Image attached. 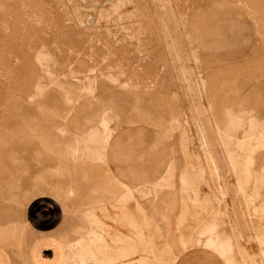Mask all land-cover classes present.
<instances>
[{"label":"rangeland","instance_id":"374dc122","mask_svg":"<svg viewBox=\"0 0 264 264\" xmlns=\"http://www.w3.org/2000/svg\"><path fill=\"white\" fill-rule=\"evenodd\" d=\"M78 181L106 185L67 264H264V0H0V207ZM104 199L132 233L105 235Z\"/></svg>","mask_w":264,"mask_h":264},{"label":"crops","instance_id":"0c3cea01","mask_svg":"<svg viewBox=\"0 0 264 264\" xmlns=\"http://www.w3.org/2000/svg\"><path fill=\"white\" fill-rule=\"evenodd\" d=\"M119 140L125 146L122 136L119 137ZM133 148L137 147L131 146L128 153L127 148L124 147V150L117 152V157H113L112 153L110 156L109 152L108 164L107 166L104 165V168L107 167L108 169L106 173L115 174L114 172L111 173L112 162H114L113 164L118 163L116 165L119 171L123 169V165L126 170L130 166L139 167L142 161L132 155ZM126 155H131L129 161ZM134 176L136 177V175ZM123 178L126 180V177L123 176ZM22 181H25L24 184H29V181L24 180V178ZM60 182L63 183L64 181ZM126 182L130 185H138L142 181L137 183L135 181ZM78 183V187H80L78 192L68 198L57 199L47 191L31 194L29 189L28 192L24 191L21 197L18 195L17 198L7 199L5 208L0 207V233L8 234L6 240L0 238V264H67L65 262L66 242L67 240L73 241L80 233H84L88 229L89 225L83 220V214L95 202V199L92 200L91 198L99 196L98 194L88 195L87 193L93 187L106 185L103 181H87L86 184L84 181H78ZM82 186L87 187L83 188ZM116 186L120 190V186ZM116 201V199L101 200V202L106 203V210L102 209L101 211L96 208L100 217L109 224L106 227L105 235L132 233L131 227L119 222L114 223L106 215H113L117 211V208L110 204V202ZM137 201L139 202V200H135L128 206L133 209ZM232 211L234 216L238 217L234 209ZM4 223H16L17 225L12 227L7 225L5 231H2L4 227H1L3 226L1 224ZM108 239L110 240L109 236ZM172 250L176 254L173 264H242L236 260L233 248L229 257L222 251L211 249L202 243H195L184 248L175 244ZM137 256L138 253L129 257L127 255L123 260L130 259L131 262L136 263L135 258ZM139 260L142 263V258L139 257ZM116 263L121 264V260H117Z\"/></svg>","mask_w":264,"mask_h":264}]
</instances>
